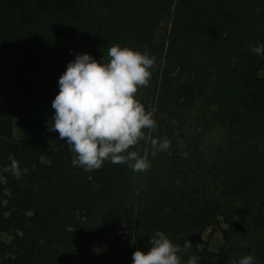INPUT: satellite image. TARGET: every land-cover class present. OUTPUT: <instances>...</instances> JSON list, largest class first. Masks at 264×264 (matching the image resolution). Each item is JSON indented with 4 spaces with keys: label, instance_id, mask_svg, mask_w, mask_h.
<instances>
[{
    "label": "trees",
    "instance_id": "16d2710c",
    "mask_svg": "<svg viewBox=\"0 0 264 264\" xmlns=\"http://www.w3.org/2000/svg\"><path fill=\"white\" fill-rule=\"evenodd\" d=\"M124 1L0 0V264H132L136 249L148 250L153 201L172 221L158 230L173 243L190 240L189 258L199 257L197 264H232L246 254L264 264V56L251 50L264 44V0H128L123 17L103 14L77 28L93 9ZM55 16L73 28L65 34L46 29ZM164 21L170 30L162 65L152 72V85L136 94L155 110L158 127L146 130L137 148L145 156L153 136H167L171 147L158 156L149 151L151 167L142 173L110 161L91 172L74 166L70 146L41 117L43 107L55 111L52 100L67 64L85 52L102 62L113 44L151 54L149 32ZM225 47L240 49L245 64L234 100L215 118L224 141L239 151L220 171L201 151L202 126L182 114L195 96L184 61L193 52ZM15 121L34 138L16 134ZM9 154L28 168L19 179L9 170ZM187 175L207 176L202 195ZM209 227L220 228L224 241L216 251L202 242Z\"/></svg>",
    "mask_w": 264,
    "mask_h": 264
},
{
    "label": "clouds",
    "instance_id": "9594fccd",
    "mask_svg": "<svg viewBox=\"0 0 264 264\" xmlns=\"http://www.w3.org/2000/svg\"><path fill=\"white\" fill-rule=\"evenodd\" d=\"M264 56V44L251 47ZM155 67V56L128 46L113 44L102 62L91 54L77 53L59 77V91L52 100L55 110L51 130L59 133L75 154L74 166L91 172L100 169L105 161L126 164L133 172L150 169L151 163L140 154L137 145L146 140L148 133L157 130L155 110L146 109L136 98L138 90L148 87ZM151 154L167 151L170 139L153 136ZM136 149V150H134ZM9 170L19 179L28 173L17 159L9 154ZM147 251L136 249L132 264H182L181 252H187L191 241L183 247L163 231L157 230L148 241ZM199 257L192 256L187 264H197ZM232 264H254L253 254L233 260Z\"/></svg>",
    "mask_w": 264,
    "mask_h": 264
},
{
    "label": "rangeland",
    "instance_id": "374dc122",
    "mask_svg": "<svg viewBox=\"0 0 264 264\" xmlns=\"http://www.w3.org/2000/svg\"><path fill=\"white\" fill-rule=\"evenodd\" d=\"M130 8V3L128 0L116 5L111 10L93 9L84 19V21L78 24L77 28H83L89 25H93L94 21L98 16L103 14L114 15L116 17H123ZM72 27V26H71ZM71 27L66 23L62 17L55 16L51 18L50 25L46 26V29H58L61 34H65L70 31ZM73 28V27H72ZM170 26L167 22H161L157 24L153 30L149 32L148 40L155 47L153 52L149 55L155 56V67L151 69V72L157 73L162 65V58L165 55V47L167 44V36L169 34ZM46 42V41H45ZM165 46V47H164ZM240 49L236 50L234 53L230 47H225L221 50L214 52H204L196 51L191 53V58L189 61H184V65L188 67V71L184 72L187 80L192 82L194 90V98L188 104L187 109H183L182 114L186 117L187 122H192L196 120L195 124L199 127L202 126L203 129V139L201 143V151L207 156L214 160L215 165L220 171L224 170L226 165V158L231 153H238L239 151L231 149L227 142L224 141L222 136V131L220 127L216 124L215 118L220 109L227 108L231 102L234 100V94L239 86L240 77L244 69L245 62L239 54ZM5 78L4 72L0 71V89L1 83ZM152 82H149V86ZM150 99L144 98V101H150ZM3 102V97L0 93V104ZM54 111L50 107H43L41 110V117L44 124H46L48 131L52 132L50 129L52 126V117ZM188 124V123H187ZM14 131L16 134H22L28 138H34V133L31 129H25L24 126L15 121ZM41 137L46 140V135L42 134ZM148 150V146H147ZM145 150V156L151 151ZM150 156H153L149 153ZM158 156V153L155 155ZM185 163L184 160H175L174 163ZM157 164L153 162L152 166ZM157 170H152L150 173L151 178L154 181H158L162 184V179H157ZM164 175V172H163ZM3 179V169L0 167V180ZM175 180V179H174ZM187 180L190 184H195L199 187V194H203V186L207 183V176L202 178L195 175H187ZM172 177L168 179L171 183ZM148 182H153L149 180ZM156 201L151 202V210L149 211V216H147L148 222L152 227L148 228V233L152 236L158 230V224L164 222L167 228L172 226V221L165 216H161L157 209ZM166 218V219H163ZM222 228L224 225L221 226ZM202 242L204 246L208 249L216 251L224 243L220 228L209 227L202 235ZM183 247V242L175 243ZM94 252L98 253L97 249L93 247ZM190 249L187 252H181L179 255L182 259V264H187L189 259ZM58 264H88L83 260H72L68 263L59 262Z\"/></svg>",
    "mask_w": 264,
    "mask_h": 264
}]
</instances>
